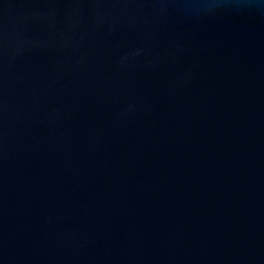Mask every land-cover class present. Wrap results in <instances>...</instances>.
I'll list each match as a JSON object with an SVG mask.
<instances>
[{
    "label": "water",
    "instance_id": "obj_1",
    "mask_svg": "<svg viewBox=\"0 0 264 264\" xmlns=\"http://www.w3.org/2000/svg\"><path fill=\"white\" fill-rule=\"evenodd\" d=\"M0 264H264V0H0Z\"/></svg>",
    "mask_w": 264,
    "mask_h": 264
}]
</instances>
